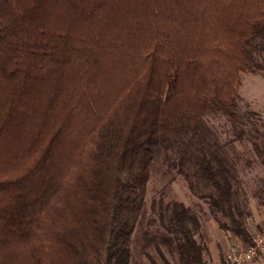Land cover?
<instances>
[{
  "label": "trees",
  "instance_id": "trees-1",
  "mask_svg": "<svg viewBox=\"0 0 264 264\" xmlns=\"http://www.w3.org/2000/svg\"><path fill=\"white\" fill-rule=\"evenodd\" d=\"M247 73L264 75V0H0V264H132L159 161L249 246L261 226L206 121L261 151ZM152 212L143 251L208 264L197 213Z\"/></svg>",
  "mask_w": 264,
  "mask_h": 264
},
{
  "label": "rangeland",
  "instance_id": "rangeland-1",
  "mask_svg": "<svg viewBox=\"0 0 264 264\" xmlns=\"http://www.w3.org/2000/svg\"><path fill=\"white\" fill-rule=\"evenodd\" d=\"M238 93L241 96V104H246L248 108L258 112L264 123V75L243 74ZM242 110L245 108L243 107ZM206 121L215 131L220 143L225 145L229 156L237 166L240 179L239 199L246 203L249 227L255 229L256 225L264 220V203L262 202L264 199V147L261 145V151L257 152L248 140H236L231 124L223 116L210 115ZM262 130L264 131V128ZM167 169V166L161 165L159 161L152 171L146 196L145 215L142 224L137 228V236L133 240L132 264H150L147 254L160 263L165 259L171 264H179L177 256L164 244L158 243V249L153 243L143 251L145 245V240L142 239L143 232L149 230L157 234L158 231H162L158 222H152L156 219V214L152 212V205L160 199L164 201L165 205L172 202H182L200 217L201 226L197 231V238L205 245L204 257L208 264H216L219 256L225 254L224 259L231 247L244 248L243 243L232 233L219 227L208 204L190 191L188 183L182 175L178 174L176 170L170 169L171 171H168ZM263 227L264 224L261 229ZM248 264H264V256L259 254Z\"/></svg>",
  "mask_w": 264,
  "mask_h": 264
},
{
  "label": "built area",
  "instance_id": "built-area-1",
  "mask_svg": "<svg viewBox=\"0 0 264 264\" xmlns=\"http://www.w3.org/2000/svg\"><path fill=\"white\" fill-rule=\"evenodd\" d=\"M263 250L264 227L253 236L251 243L246 248L231 247L220 264H248L257 258Z\"/></svg>",
  "mask_w": 264,
  "mask_h": 264
},
{
  "label": "crops",
  "instance_id": "crops-1",
  "mask_svg": "<svg viewBox=\"0 0 264 264\" xmlns=\"http://www.w3.org/2000/svg\"><path fill=\"white\" fill-rule=\"evenodd\" d=\"M263 224H264V220L263 221H261V223H259L258 225H260L261 227L263 226ZM229 249V248H228ZM225 255V254H224ZM223 255V256H224ZM223 256H219V258L217 259V261H216V264H219V262L223 259Z\"/></svg>",
  "mask_w": 264,
  "mask_h": 264
}]
</instances>
